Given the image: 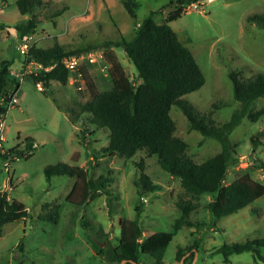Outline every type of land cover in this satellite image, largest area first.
<instances>
[{"label": "rangeland", "instance_id": "obj_1", "mask_svg": "<svg viewBox=\"0 0 264 264\" xmlns=\"http://www.w3.org/2000/svg\"><path fill=\"white\" fill-rule=\"evenodd\" d=\"M135 1L137 7L132 17L121 0H48L47 5L33 11L38 22L29 34L30 40L40 47L57 41L68 48H79L121 35L130 38L143 18L169 2ZM198 2L197 7L186 6L181 16L169 25L191 50L204 74L202 86L185 93L183 98L204 113L212 109L213 102L221 101L223 104L207 114L208 119L218 124L228 120L239 105L233 98L230 73L237 70L243 78L255 72L264 73V27L246 20L248 15L264 14V0ZM64 5L67 7L52 19L51 13ZM162 14H156V18H162ZM29 16L19 12L15 0H0V61L8 60L10 72L19 79L14 104L5 116L4 147L24 148V136H32L35 145L28 157H10L7 171L2 169L0 161V192L20 201L27 210L26 217L1 226L0 264H121L96 254L91 241L103 247L115 245L120 217L138 219L142 236L159 230L172 232L179 216L174 203L183 193L179 179L159 166L155 154L147 155L144 150L128 158L111 154L106 148L105 129H94L90 133L94 126L86 114L75 117L67 112V107L77 108L90 97L85 86L78 88L74 76L66 84L52 81L51 94L40 90L28 75L38 68L34 63L22 67L24 55L19 51L25 37H20L16 24ZM99 51L102 55L85 65L97 89L101 90L110 85L109 64L103 50L99 48ZM115 51L131 81H140L125 51L121 47H116ZM252 106L253 110L264 106V95ZM169 113L175 122L173 133L188 144V153L194 161L201 162L220 150L218 140L189 129L179 106L172 105ZM229 139L233 150L223 183L249 173L264 184V170L255 164L264 161V117L255 121L243 117L231 130ZM140 160L142 169L157 184V189L146 191L137 185ZM58 161L86 168L90 179L100 176L111 179L106 186L108 196L98 188L84 204L68 201L66 196L76 178L53 175L48 180L44 174L46 165ZM209 199L207 193L200 195L199 206L190 213V219L200 224L182 226L172 235L163 254L164 263L226 264L220 252H213L220 244L264 237V194L220 218L212 217L204 207ZM45 202L50 208L59 205L56 220L39 216L49 209H43ZM198 238L199 247L193 257L188 258L192 249H187ZM178 248L186 250L179 260L176 258ZM229 259V264H264V246L231 253ZM153 261L151 256L141 254L138 263L152 264Z\"/></svg>", "mask_w": 264, "mask_h": 264}, {"label": "trees", "instance_id": "obj_2", "mask_svg": "<svg viewBox=\"0 0 264 264\" xmlns=\"http://www.w3.org/2000/svg\"><path fill=\"white\" fill-rule=\"evenodd\" d=\"M121 1L127 12L135 17L137 2L135 0ZM172 1L169 0V2ZM176 1L178 3L167 15L162 14L164 6L152 10L134 27L130 38L121 35L116 38L102 39L95 44L87 43L84 47L79 48H68L59 42H54L48 47H40L32 43L27 52L23 54L22 67L29 61H36L42 65V68L29 72L28 75L36 84L39 83L40 90L48 95L51 94L52 81L66 84L68 80L69 70L62 63V57L91 49H102L109 64V88L97 89L84 64L81 72L90 97L83 103H79L77 108L67 107L65 110L73 113L75 117L86 114L89 123L94 126L89 130L90 133L94 129H105L108 136L106 148L111 154L127 158L139 150H144L147 155L155 154L159 166L171 176L179 179L183 193L178 195L174 203L179 216L173 223V231L159 230L142 236L138 219L120 217L118 241L115 245L103 247L91 241L95 253L102 255L109 262L120 263L125 259V264H133L132 261L139 262L141 254H147L153 258L152 264H166L163 261V254L172 235L182 226L200 224L190 219V213L199 206V197L203 193L210 195V199L204 204V207L214 218L232 213L264 194V184L249 173H244L228 183H223L227 163L232 157L233 145L229 139L231 130L240 123L243 117H247L250 121L264 117V106L257 110H253L252 106L259 96L264 95V73L255 72L247 78L239 76L237 70L230 73L233 98L239 105L233 110L228 120L216 124L213 119H208L207 114L210 115L212 109L223 104L221 101L213 102L212 109L207 113L198 111L183 98V95L202 86L204 74L191 50L169 25L170 21L181 16L186 6L198 2V0ZM47 3L48 0H15L19 12L30 15L26 20L16 24L21 38H26L35 30L38 18L33 14V11ZM66 7L64 5L61 9L52 12V19ZM158 13L162 14V18H156ZM246 18L247 21H254L264 27V14L255 13ZM116 47H121L134 64L140 80L137 83L132 82L128 77L117 57ZM9 66L8 60L0 61L1 113L7 112L6 102L11 95L15 96L19 87V79L12 75ZM172 105L179 106L183 111L190 130L199 131L203 137L215 138L220 143V150L201 162L194 161L188 153V144L173 133L175 122L169 113ZM84 136L82 129L80 131L82 142ZM22 142L24 143L22 149H17L15 146L6 149L11 159L13 155L28 157L32 154V150L35 148L34 138L24 136ZM255 164L264 170V161H257ZM137 165L141 168L136 181L137 185L140 184L146 191L157 189V184L142 169V160L137 162ZM44 174L48 180L53 175L75 177V182L66 199L77 205L84 204L98 188H102L106 197L108 196L106 186L111 179L102 176L96 180L90 179L87 169L78 165L58 161L46 165ZM42 207L49 209L39 215L41 218L51 220L58 218V204L54 208H50L48 202H45ZM135 209L139 211V206L136 205ZM26 216L27 210L20 201L7 197L6 192H0V228L6 222ZM104 236H107V233ZM199 241L198 238L187 249H192L188 258H192L194 252L197 251ZM263 246L264 237L247 238L243 242L222 243L213 252H220L223 261L229 264L231 253L253 250ZM184 251L186 252L181 248L177 249V260L180 259Z\"/></svg>", "mask_w": 264, "mask_h": 264}, {"label": "built area", "instance_id": "obj_3", "mask_svg": "<svg viewBox=\"0 0 264 264\" xmlns=\"http://www.w3.org/2000/svg\"><path fill=\"white\" fill-rule=\"evenodd\" d=\"M199 4V2H193L188 6H192V7H197V5ZM31 36L28 35L24 41L21 43V46L19 48V51L24 54L27 52L28 48L30 47V45L33 43L30 40ZM97 55L101 56L102 53L99 51V49H91L88 51H82L79 53H72V54H68L64 57H62L61 61L64 64V66L69 70V77H68V81H70L69 79L74 76V78L77 79L76 83H78V88H82V86H85V81L83 79L82 76V72H81V68L84 64H89V63H93L96 61V57ZM34 63V65L39 69L42 68V65L36 61H29L28 64ZM27 65V63H26ZM47 68V67H45ZM21 76L23 75V72H21L20 74ZM71 82V81H70ZM38 86L39 83L37 84ZM14 99L15 96L11 95V97L7 100L6 102V108L8 110L9 107L13 106L14 104ZM7 112H0V161L2 162V169L3 170H8V166H9V161H10V156L8 155V153L6 152V148L4 147V131H5V126H6V122H5V116H6ZM1 154H4V156H1Z\"/></svg>", "mask_w": 264, "mask_h": 264}, {"label": "water", "instance_id": "obj_4", "mask_svg": "<svg viewBox=\"0 0 264 264\" xmlns=\"http://www.w3.org/2000/svg\"><path fill=\"white\" fill-rule=\"evenodd\" d=\"M178 2L176 1V0H173L172 2H169V3H167L166 5H165V7L162 9V13H163V15H167L172 9H173V6L175 5V4H177ZM125 262H126V260L125 259H123V260H121V264H125ZM132 263L133 264H140V263H138V262H136V261H132Z\"/></svg>", "mask_w": 264, "mask_h": 264}, {"label": "crops", "instance_id": "obj_5", "mask_svg": "<svg viewBox=\"0 0 264 264\" xmlns=\"http://www.w3.org/2000/svg\"><path fill=\"white\" fill-rule=\"evenodd\" d=\"M55 42H57V41H55ZM51 46V45H50Z\"/></svg>", "mask_w": 264, "mask_h": 264}]
</instances>
